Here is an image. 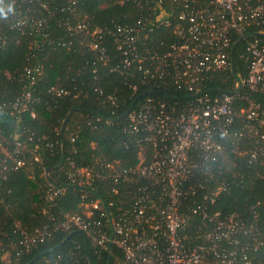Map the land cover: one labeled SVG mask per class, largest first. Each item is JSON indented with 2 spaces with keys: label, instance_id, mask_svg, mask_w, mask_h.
I'll return each mask as SVG.
<instances>
[{
  "label": "built area",
  "instance_id": "obj_1",
  "mask_svg": "<svg viewBox=\"0 0 264 264\" xmlns=\"http://www.w3.org/2000/svg\"><path fill=\"white\" fill-rule=\"evenodd\" d=\"M35 1L0 0V17H7L10 29L32 37L31 50H43L45 41L69 45L49 30V17L30 6ZM79 1L68 0L63 10L74 18L63 24L70 35L85 34L96 55L94 73L98 63L111 60L107 44L112 42L120 53L111 68L127 79L131 97L138 95L124 127L139 147L140 161L128 166L111 162L100 168L71 164L72 181L93 188L104 183L112 194L94 197L84 191L82 210L64 223L66 229L89 238L96 263L73 239L41 264H263L258 255L264 254V229L255 218L250 222L212 208L229 184L212 163L229 137L250 162L264 163V0H136L145 10L136 21L92 30L84 19L75 18ZM39 3L54 14L45 0ZM8 40L0 22V44ZM241 42L244 52L239 58L246 63V72L234 56ZM89 65L88 60L81 67ZM43 68L41 61L25 65L20 74L24 92L0 108L15 116L27 111ZM228 74L234 76L233 92L217 90L220 84L213 85L217 75ZM171 88L190 96L180 101L167 94ZM73 91L76 96L83 92L77 83L50 89L58 97ZM95 92L113 113L117 111L121 102L116 91L105 93L95 87ZM59 143L56 140L51 147ZM16 144L23 146L22 141ZM25 165L26 159H15L12 167ZM63 193V187L48 181L49 201ZM44 233L40 229L24 233L19 244L29 252Z\"/></svg>",
  "mask_w": 264,
  "mask_h": 264
},
{
  "label": "trees",
  "instance_id": "obj_2",
  "mask_svg": "<svg viewBox=\"0 0 264 264\" xmlns=\"http://www.w3.org/2000/svg\"><path fill=\"white\" fill-rule=\"evenodd\" d=\"M45 1L54 14L49 15V10L43 8L39 0L30 6L48 16L49 30L55 37L66 38L69 45L60 40L55 44L45 41L43 50H31L32 37L10 29L7 17H0L1 26L9 37L5 45L0 44V105L14 101L24 92L25 84L20 80V74L25 65L39 61L44 64L43 74L32 88V103L28 110L15 116L0 108L3 146L0 147V264H41L66 248L73 239L79 241L96 263L89 238L78 230L66 229L64 223L69 216L82 210L84 191L88 190L94 197H112V194L109 185L98 183L94 188L88 187L72 181L69 172L72 163L96 168L111 162L121 166L139 163V147L124 127L125 115L134 107L138 95L131 97L127 79L111 68L121 57L114 44H107L111 55L109 63H98L94 73L91 64L96 55L88 48L85 34L70 35L63 24L68 17L74 18L69 10H63L67 8L68 0ZM142 12L145 10L136 0H80L75 18L84 19L92 30L116 23H132ZM37 39L42 41L41 36ZM242 52L243 42L235 46L234 56L246 72V63L239 58ZM88 60L90 65L86 69L81 67ZM233 77L217 75L213 85L219 83L217 90L233 92ZM224 78L225 82L222 81ZM75 83L83 90L78 96L74 91L63 97L50 92L52 86L71 87ZM95 87L105 93L117 92L121 104L115 113L109 103L98 98ZM167 94L179 96L183 102L190 96L172 88ZM109 119L110 123L107 122ZM56 140L60 143L51 147ZM224 140L223 151L212 164L220 179L225 178L229 184L212 208L223 214L237 213L250 222L255 218L264 229V163L250 162L246 154L236 151L232 137ZM17 141H22L23 146L17 148ZM149 154L147 147V158ZM15 159H26V165L14 169ZM48 181L64 188V193L53 201L45 195ZM37 229L44 231V236L27 252L19 242L24 233ZM14 246L17 252L20 251L19 255ZM258 259L264 264V254L258 255Z\"/></svg>",
  "mask_w": 264,
  "mask_h": 264
}]
</instances>
